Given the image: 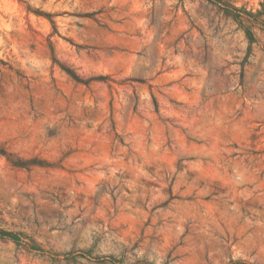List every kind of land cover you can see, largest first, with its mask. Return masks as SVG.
<instances>
[{
	"label": "rangeland",
	"instance_id": "rangeland-1",
	"mask_svg": "<svg viewBox=\"0 0 264 264\" xmlns=\"http://www.w3.org/2000/svg\"><path fill=\"white\" fill-rule=\"evenodd\" d=\"M0 264H264V0H0Z\"/></svg>",
	"mask_w": 264,
	"mask_h": 264
},
{
	"label": "trees",
	"instance_id": "trees-1",
	"mask_svg": "<svg viewBox=\"0 0 264 264\" xmlns=\"http://www.w3.org/2000/svg\"><path fill=\"white\" fill-rule=\"evenodd\" d=\"M69 73V72H68ZM70 75H73V74H70ZM72 77H76V76H72Z\"/></svg>",
	"mask_w": 264,
	"mask_h": 264
}]
</instances>
